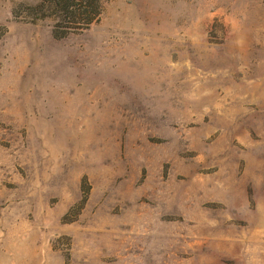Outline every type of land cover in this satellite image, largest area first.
Wrapping results in <instances>:
<instances>
[{
  "label": "rangeland",
  "instance_id": "1",
  "mask_svg": "<svg viewBox=\"0 0 264 264\" xmlns=\"http://www.w3.org/2000/svg\"><path fill=\"white\" fill-rule=\"evenodd\" d=\"M0 264H264V0H0Z\"/></svg>",
  "mask_w": 264,
  "mask_h": 264
},
{
  "label": "trees",
  "instance_id": "2",
  "mask_svg": "<svg viewBox=\"0 0 264 264\" xmlns=\"http://www.w3.org/2000/svg\"><path fill=\"white\" fill-rule=\"evenodd\" d=\"M70 15H71V13H70Z\"/></svg>",
  "mask_w": 264,
  "mask_h": 264
}]
</instances>
